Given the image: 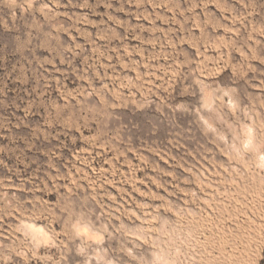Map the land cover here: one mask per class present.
<instances>
[{"label": "rangeland", "instance_id": "rangeland-1", "mask_svg": "<svg viewBox=\"0 0 264 264\" xmlns=\"http://www.w3.org/2000/svg\"><path fill=\"white\" fill-rule=\"evenodd\" d=\"M0 264H264V0H0Z\"/></svg>", "mask_w": 264, "mask_h": 264}, {"label": "bare ground", "instance_id": "bare-ground-1", "mask_svg": "<svg viewBox=\"0 0 264 264\" xmlns=\"http://www.w3.org/2000/svg\"><path fill=\"white\" fill-rule=\"evenodd\" d=\"M41 4H42V2H41ZM46 4H48V3H46ZM21 5H22V4H21ZM22 7H23V5H22ZM127 77H128V76H127ZM129 79H131V78H129ZM221 92H222V91H221ZM223 92H224V91H223ZM206 95H207V94H206ZM207 97H208V96H206V98H207ZM210 97H211V96H210ZM105 98H106V97H105ZM210 99H212V98H210ZM202 100H203V99H202ZM208 100H209V99H207L206 101H208ZM206 101H205V102H206ZM209 101H210V100H209ZM203 103H204V102H203ZM203 103H202V104H203ZM210 104H212V103H210ZM210 104H209V105H210ZM203 105H205V104H203ZM209 105H207V107H208ZM211 106H213V105H211ZM196 109H197V108H196ZM196 109H195V110H196ZM198 112H200V111H198ZM252 115H253V114H252ZM203 119H204V118H203ZM204 121H205V119H204ZM206 121H207V120H206ZM207 122H208V121H207ZM251 122H252V121H251ZM207 124H209V122H208ZM245 124H246V123H245ZM205 125H206V123H205ZM247 125H248V124H247ZM206 126H207V125H206ZM253 126H254V125H252V128H253ZM210 127H211V125H210ZM243 127H246V126L243 125ZM249 127H251L250 124H249ZM213 128H214V127H213ZM244 129H245V128H244ZM243 131H244V130H243ZM223 134H224V133H223ZM217 135H218V133H217ZM254 135H255V134H254ZM219 136H220V135H219ZM220 137H221V136H220ZM246 138H247V137H246ZM233 143H234V142H233ZM244 143H246V141H245ZM259 143H260V142H259ZM234 144H235V143H234ZM257 144H258V142H257ZM245 146H246V145H245ZM247 146H248V145H247ZM229 147H230V146H229ZM254 147L257 148V145H255ZM256 148H255V149H256ZM235 149H236V148H235ZM247 149H248V148H247ZM227 150H228V149H227ZM236 150H237V149H236ZM237 152H239V151L237 150ZM239 154H240V153H239ZM251 165H252V164H251ZM225 166H227V165H225ZM202 170H203V169H202ZM232 177H234V176H232ZM193 191H194V190H193ZM200 196H201V195H200ZM255 213H256V212H255ZM98 218H99V217H98ZM21 219H22V218H21ZM21 222H22V220H21ZM25 222H26V221H25ZM75 223H76V222H75ZM78 223H79V222H78ZM84 223H85V222H84ZM84 223H83V224H84ZM23 224H24V223H23ZM104 224H105V223H104ZM163 224H164V223H163ZM24 225H25V224H24ZM38 225H39V224H38ZM77 225H78V224H77ZM77 225H76V226H77ZM80 225H81V224H80ZM80 225H78V227H79ZM84 225H85V224H84ZM26 226L29 227L28 230H30L31 232L33 231L35 234H37V236H38V232L41 231V230H40L41 228L38 227V226H36V225L34 224V222H33V223H30V222H29L28 225H27V222H26ZM76 226H75V227H76ZM88 226H90V225H88ZM88 226H86V227H88ZM99 226H100V225H99ZM142 226H143V225H142ZM162 226H164V225H162ZM20 227H21V226H20ZM75 227H74V228H75ZM90 227H91V226H90ZM86 229H88V228H86ZM165 229H166V227H165ZM166 230H167V229H166ZM42 231H43V229H42ZM42 231H41V232H42ZM76 231H77V230H76ZM82 231H83V229H82ZM31 232H30V233H31ZM33 232H32V234H33ZM77 232H78V231H77ZM77 232H76V233H77ZM95 232H96V231H95ZM137 232H139V231L137 230ZM30 233H29V234H30ZM43 233H44V231L42 232V234H43ZM35 234H34V235H35ZM83 234H84V233H83ZM93 235H94V234H93ZM178 235H179V234H178ZM40 236H41V233H40ZM44 236H45V235H44ZM35 239H36V238H35ZM41 240H42V237H41ZM41 240H40V241H41ZM42 241H43V240H42ZM52 242H53V241H52ZM36 244H37V243H36ZM174 244H175V243H174ZM79 245H80V244H79ZM77 246H78V245H77ZM35 247H36V246H35ZM177 247H178V246H177ZM79 248L81 249L82 247H79ZM130 250H131V249H130ZM151 251H152V250H151ZM153 252H154V251H153ZM162 252H163V251H162ZM176 252H177V251H176ZM157 254H158V253H157ZM100 255H101V254H100ZM102 256H103V255H102ZM159 256H160V255H159ZM167 258H168V257H167ZM103 261H104V260H103ZM168 261H169V260H168ZM109 262H110V261H109ZM163 262H164V261H163ZM84 263H85V262H84ZM110 263H111V262H110ZM115 263H116V262H115ZM186 263H187V262H186Z\"/></svg>", "mask_w": 264, "mask_h": 264}]
</instances>
